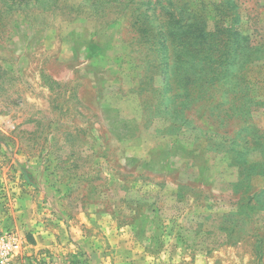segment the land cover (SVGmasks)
<instances>
[{"label": "rangeland", "instance_id": "obj_1", "mask_svg": "<svg viewBox=\"0 0 264 264\" xmlns=\"http://www.w3.org/2000/svg\"><path fill=\"white\" fill-rule=\"evenodd\" d=\"M118 4L0 0V231L22 241L14 263L89 264L80 217L93 215L113 264H264V0ZM217 6L231 29L202 38Z\"/></svg>", "mask_w": 264, "mask_h": 264}, {"label": "crops", "instance_id": "obj_2", "mask_svg": "<svg viewBox=\"0 0 264 264\" xmlns=\"http://www.w3.org/2000/svg\"><path fill=\"white\" fill-rule=\"evenodd\" d=\"M82 222H85L86 228L88 230H91L89 235H86V239L83 240V245H88L89 248L86 246L84 247L85 252L87 251L89 255L86 257L88 258L89 264H113V261L110 259L113 254H111V249L107 247V255H104L103 251H101L99 247V241L102 240L104 242H107L106 244H110L111 242V234L105 233V231H101L100 227V221L99 217L94 219L93 215L88 216L87 218L83 219V217H80ZM111 233H114L111 231ZM50 233L47 234V248H51L53 237L50 236ZM106 237V238H105ZM52 240V241H51ZM46 241V240H45ZM46 243H41V247L39 246V249L45 248ZM51 254V253H50ZM111 255V256H110ZM17 264V263H14Z\"/></svg>", "mask_w": 264, "mask_h": 264}, {"label": "trees", "instance_id": "obj_3", "mask_svg": "<svg viewBox=\"0 0 264 264\" xmlns=\"http://www.w3.org/2000/svg\"><path fill=\"white\" fill-rule=\"evenodd\" d=\"M112 1L119 3L118 6L126 5L129 2H132V0H129L126 3H120V0H112ZM149 4H152V3L150 2ZM153 5L155 6V9H157V6L160 5V3L155 2V3H153ZM215 7H214V10H213V11H215L214 14H215V17L217 19L216 20V25L214 27L215 31H214L213 34H210V33L205 34L204 33V35H202V38H205L206 39L209 36H212V37H214V35L217 36L216 33H221L224 36L226 34V32H229L230 29H231V23H230L231 20H230V18H231L232 10H230V9L224 10V9L220 8V6H217V9ZM161 10H163L162 7H161ZM183 10H184V12H186V11L188 12L187 18H192L193 20H196L198 18V16H199L198 13L201 12V14H202V9L201 8L198 9L196 7H193L191 10H187V9H184L183 8ZM166 12L169 13L168 11H166ZM146 13H147V11H145V13L142 14L143 20L146 17ZM169 15H172V14L169 13ZM189 26H192V24H190ZM197 29L200 30V31H204V27H203V24H201V22L198 23ZM218 41H220L219 38L217 39V42ZM209 42H211V39L209 40ZM241 48L243 49L245 47H241ZM210 49H213V51H217V50L220 51V54L221 55H225V56H228L229 55V50H228L229 47H200V50H204V52L201 55L202 56L207 55V53L205 52V50H210ZM247 49H248V47H247ZM249 64H250V61H246V65L245 66H248ZM218 68L219 67H217L216 72L218 74H220L221 73V68H219V70H218ZM257 69H258V71L260 73H263L264 72V71H261V68L260 67L257 68ZM213 73L215 74V71H213ZM214 78L215 77L213 76L212 79H214ZM262 83L264 85V79H263Z\"/></svg>", "mask_w": 264, "mask_h": 264}, {"label": "built area", "instance_id": "obj_4", "mask_svg": "<svg viewBox=\"0 0 264 264\" xmlns=\"http://www.w3.org/2000/svg\"><path fill=\"white\" fill-rule=\"evenodd\" d=\"M21 247L22 241L17 233L0 231V264H13Z\"/></svg>", "mask_w": 264, "mask_h": 264}]
</instances>
